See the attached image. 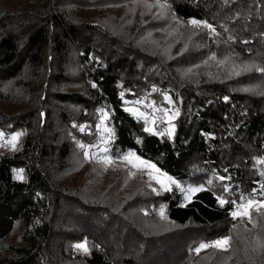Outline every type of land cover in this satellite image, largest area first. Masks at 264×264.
<instances>
[{"label":"trees","instance_id":"16d2710c","mask_svg":"<svg viewBox=\"0 0 264 264\" xmlns=\"http://www.w3.org/2000/svg\"><path fill=\"white\" fill-rule=\"evenodd\" d=\"M152 6L167 17L146 19ZM253 65L264 67V0H0V132L24 134L0 154V264H264V217L253 212L247 229L217 201L264 185ZM151 101L175 113L172 136L133 112ZM104 135L113 157L135 153L203 190L187 202L104 173L85 156ZM88 163L79 185L67 182ZM224 237L227 251H193ZM85 241L87 252L74 247Z\"/></svg>","mask_w":264,"mask_h":264},{"label":"rangeland","instance_id":"374dc122","mask_svg":"<svg viewBox=\"0 0 264 264\" xmlns=\"http://www.w3.org/2000/svg\"><path fill=\"white\" fill-rule=\"evenodd\" d=\"M143 6H144V4H139L140 8H143ZM152 8L149 12V15L145 17L146 19H149L150 15H154L156 13L160 14L163 12V9L161 7L152 6ZM124 12H125V9H122V10L118 11L116 13V15L120 16ZM89 13H93V12H89ZM108 13L110 15H112V11L111 12L109 11ZM160 15L163 17H167V12H163ZM177 29H178L177 23H172V25H171L172 32L173 31L177 32ZM179 30H180V28H179ZM181 31H183V30H181ZM5 108L16 110L15 105L6 106ZM145 108L146 109L148 108V110L144 111V110H140V108L134 107L133 112L138 116L140 115L144 120L150 121L148 128L152 129V131H156V132H160V133H167V130L170 129V127H171L170 121L174 117L175 113H172L169 110H163V109L157 107L156 105L153 104L152 101L149 103V106H145ZM105 114H106L107 118L103 119V123H101V128L103 129L104 133L109 135L111 133V130H112V126H111L112 124L110 121L109 113H106L105 111H103V113L101 115V120ZM170 117H171V119H169ZM0 133L3 134L2 136H0V154H13L14 152H16L20 149L22 141L24 139L23 133L21 136L18 137L17 141L15 142V148H13L12 144L9 143L11 137L14 134L8 135V134H5L3 132H0ZM108 141H109V137L104 135L103 140L99 146L86 148V152L88 153L87 156L89 157V160L92 161V163L93 162L94 163H96V162L100 163L102 165V169L104 170V173H112V174L124 173L127 181L132 186H136L135 183H142L144 185H147L149 187V189L152 190L156 194L169 192V191H164L161 188V185L159 183H157L156 179H153L152 176L149 175L150 171L152 172L153 176H159V173L155 172L152 169H149L146 165H139V162L135 160V157L129 156L127 160L124 159V157L128 156L129 153L123 155L121 158L113 157V155H111L106 149ZM141 160H143V159H141ZM144 161H146V160H144ZM133 164H137L139 166L134 167ZM150 164H152V163H150ZM91 166H92L91 163L86 164L82 168V170L77 172V174L75 175L73 180H71L69 178L70 181H67V182H69L72 185H79L82 182V180L85 176V173H87L91 170ZM160 173H163V172L160 170ZM120 175H122V174H119L118 176L117 175H110V176H107V178L112 177V178L117 180ZM160 179H164V177H160ZM105 180L107 181L108 179H105ZM174 180L177 181L176 179H174ZM177 183L180 185V188H177L176 185H171V191L174 189H177L178 191L182 192L180 190L181 188L186 190L189 187H193V188L197 187L196 185H191V184L183 185L178 181H177ZM153 189H155V191ZM182 193L185 197L186 192H182ZM194 195H195V193L191 195V199ZM190 200H188V201H190ZM242 221H243L244 226L247 229L252 228V224L248 223L246 218ZM17 237H18V234H16L11 239V242L16 243ZM204 250H206V249H203L201 251H204ZM80 251L85 252L83 250H80Z\"/></svg>","mask_w":264,"mask_h":264},{"label":"snow or ice","instance_id":"6c2138e0","mask_svg":"<svg viewBox=\"0 0 264 264\" xmlns=\"http://www.w3.org/2000/svg\"><path fill=\"white\" fill-rule=\"evenodd\" d=\"M190 24H192L193 26H201V24H203L204 27L213 30L212 26L206 23H203L201 21H197L195 19L190 20L189 21ZM255 69V71L260 72V73H264V67H256L255 65L250 66L245 68V71H250L252 69ZM95 86V85H94ZM225 99L227 100V97H225ZM139 103V102H138ZM106 114L104 115V117L101 120V123H103V119H106ZM171 119V117L169 118ZM83 130V129H81ZM145 131H152V129L150 128H146ZM174 133V125H172L170 127V129L167 130V134L169 136H172ZM161 135H163L164 133H160ZM3 134L0 133V136H2ZM22 133H15L9 143L12 144L13 148H15V142L17 141L18 137L21 136ZM81 148L84 147V145H80ZM88 153L85 152V156H87ZM135 157V160L139 162V165H146L149 169L154 170L155 172L159 173V176H153L152 172H149V175L152 176L153 179H156L157 183H159L161 185V188L164 191H171V185H176L177 188H180V185L177 183V181H175L172 177L167 176L166 173H160V170L156 168V166L154 164H150L147 161L141 160L139 156H136L135 153H129L128 156L124 157V159H128V157ZM131 162V161H130ZM260 164H264V159H260L257 161ZM139 165L137 164H133L134 167H138ZM16 171V179L18 180H22L23 177V169H19V170H14ZM262 175H264V173H262ZM160 177H164V179H160ZM219 179L221 181L227 179L224 176L219 177ZM209 184H211V181H209ZM155 191V189H153ZM182 192H186V195L184 197V199L186 201L191 199V195L202 191L203 190V186L201 187H189L188 189H180ZM224 191L227 192L228 191V186L224 185ZM217 201L219 202V204L221 206L230 203L233 207L232 210L230 211V215L232 216L233 219H240V220H244L245 218L247 219L248 223H251L253 227H256V223L253 220V212H255L258 216L264 217V185H261V188L259 190V196H257V190L253 189L251 193H249L247 196H245L244 194H241L240 198H239V202H237L236 200H225L223 198V196H217ZM184 206V205H182ZM160 215L162 218H166L165 214H164V209L161 208L160 211ZM230 242H231V237H224L222 239H217L211 242H202L200 243L197 247H195L193 249L194 252H196L197 254H199V252L203 249H208V248H212V249H217V250H221V251H227L228 248L230 247ZM87 242L85 241L84 243H78L76 245H74V247L78 250H83L85 252H87V246H86ZM261 248H264V242H262L260 244Z\"/></svg>","mask_w":264,"mask_h":264}]
</instances>
